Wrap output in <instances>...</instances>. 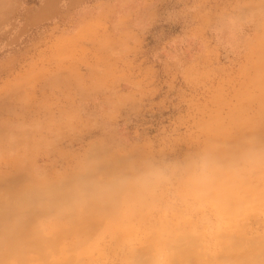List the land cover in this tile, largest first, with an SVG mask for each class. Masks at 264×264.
I'll use <instances>...</instances> for the list:
<instances>
[{"label": "rangeland", "instance_id": "1", "mask_svg": "<svg viewBox=\"0 0 264 264\" xmlns=\"http://www.w3.org/2000/svg\"><path fill=\"white\" fill-rule=\"evenodd\" d=\"M144 1L0 0L6 93L53 75L71 92L55 106L79 90L103 108L98 133L54 114L43 145L5 115L0 262L64 242L99 264H241L264 220L243 201L264 188V0ZM201 160L210 178L193 183Z\"/></svg>", "mask_w": 264, "mask_h": 264}, {"label": "crops", "instance_id": "2", "mask_svg": "<svg viewBox=\"0 0 264 264\" xmlns=\"http://www.w3.org/2000/svg\"><path fill=\"white\" fill-rule=\"evenodd\" d=\"M143 3L145 2L142 0ZM149 2V0L147 1ZM144 9V5H143ZM229 16V15H228ZM227 16V17H228ZM232 16V15H231ZM239 17L233 16L229 19L226 18L225 23L222 24L220 31H226V29H234V26L238 21ZM228 22V23H227ZM227 24V25H226ZM222 36V32H216ZM214 34V31H212ZM218 42L219 47L222 50H230L227 46H224V43L221 39ZM162 63H159V67ZM174 79L177 80V83L181 81V78H178L177 75H174ZM17 79V77H15ZM44 80H36V84L30 85V89L28 87L20 86L14 91L13 95L11 93H6V86H5V76L0 75V136L3 134L2 132L5 131V115L6 114H14L15 116L21 115L20 118L15 117V122L21 125V128L18 132L21 136H25L26 134V127H28V131L30 136L34 139L35 142L39 145H43L44 142H48V140H52L55 137L56 132L58 131L55 128L53 115L61 116L57 118V121H65L62 118V115H69L70 113H77L82 117L84 121H91L93 125H95L94 133H98L97 127H99V132L101 131V124L97 123L99 120L97 116L102 115L103 108L100 102H93L88 103L85 101L86 99V92L85 91H73L75 94V98L77 101L72 104V107L69 104L61 102V104L54 105V98H61L64 99L69 93L68 90H65L68 86L62 84L65 82L64 78H61V84L56 85V82H60L54 80L55 77L52 76H45ZM165 81V75L159 76V82ZM29 83H35V81L31 80ZM38 83V84H37ZM34 88V89H33ZM36 88V89H35ZM164 90V87H162ZM33 89V90H32ZM55 95H62L60 97ZM33 99L28 105L24 101L26 98ZM96 98V97H93ZM72 111V112H71ZM26 115H30L29 118L23 117ZM56 131V132H55ZM107 133L110 135H115V130L110 126ZM93 134V133H92ZM90 134L92 139L96 138V135ZM112 138V137H111ZM110 138V139H111ZM116 138V137H115ZM44 162L45 159H42Z\"/></svg>", "mask_w": 264, "mask_h": 264}, {"label": "bare ground", "instance_id": "3", "mask_svg": "<svg viewBox=\"0 0 264 264\" xmlns=\"http://www.w3.org/2000/svg\"><path fill=\"white\" fill-rule=\"evenodd\" d=\"M243 197H245L243 201L244 207H247L246 211L248 210L252 214L258 215L261 209H264V188L252 193L250 198H247L245 194ZM253 235V240L246 235L243 240L244 244L238 246V251L241 253L239 257L241 264L251 263L250 259L252 258L262 261L260 264H264V220L261 222L260 226L254 230ZM252 242L253 245H251ZM13 247L21 248L23 245L17 244L12 246L11 249ZM53 248V252L44 254L42 257H37L39 254L47 251L46 247L44 248L41 247V244H37L26 259L28 261L19 262L18 258L20 255L17 256L16 260H9L8 257H6L8 255H5V260L0 262V264H99V262L93 258L94 255H82L80 252L70 254L64 242L58 243L57 246L53 245ZM37 250L41 253H38ZM82 260L86 262L83 263Z\"/></svg>", "mask_w": 264, "mask_h": 264}, {"label": "clouds", "instance_id": "4", "mask_svg": "<svg viewBox=\"0 0 264 264\" xmlns=\"http://www.w3.org/2000/svg\"><path fill=\"white\" fill-rule=\"evenodd\" d=\"M211 166L206 160H201L193 167L192 181L193 183H202L210 178ZM160 173L155 170L149 171L142 178L141 182L144 184H151L158 180Z\"/></svg>", "mask_w": 264, "mask_h": 264}]
</instances>
